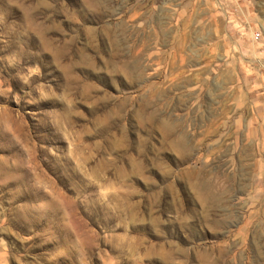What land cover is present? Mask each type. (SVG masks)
I'll return each instance as SVG.
<instances>
[{"label": "rangeland", "instance_id": "1", "mask_svg": "<svg viewBox=\"0 0 264 264\" xmlns=\"http://www.w3.org/2000/svg\"><path fill=\"white\" fill-rule=\"evenodd\" d=\"M0 264H264V0H0Z\"/></svg>", "mask_w": 264, "mask_h": 264}]
</instances>
